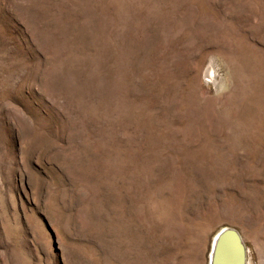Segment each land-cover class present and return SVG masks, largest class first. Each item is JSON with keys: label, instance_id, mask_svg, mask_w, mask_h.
I'll list each match as a JSON object with an SVG mask.
<instances>
[{"label": "rangeland", "instance_id": "374dc122", "mask_svg": "<svg viewBox=\"0 0 264 264\" xmlns=\"http://www.w3.org/2000/svg\"><path fill=\"white\" fill-rule=\"evenodd\" d=\"M224 228L264 264V0H0V264H209Z\"/></svg>", "mask_w": 264, "mask_h": 264}, {"label": "water", "instance_id": "95a60500", "mask_svg": "<svg viewBox=\"0 0 264 264\" xmlns=\"http://www.w3.org/2000/svg\"><path fill=\"white\" fill-rule=\"evenodd\" d=\"M246 252L240 233L224 228L213 241L209 264H246Z\"/></svg>", "mask_w": 264, "mask_h": 264}, {"label": "bare ground", "instance_id": "6f19581e", "mask_svg": "<svg viewBox=\"0 0 264 264\" xmlns=\"http://www.w3.org/2000/svg\"><path fill=\"white\" fill-rule=\"evenodd\" d=\"M216 78V77H215Z\"/></svg>", "mask_w": 264, "mask_h": 264}]
</instances>
